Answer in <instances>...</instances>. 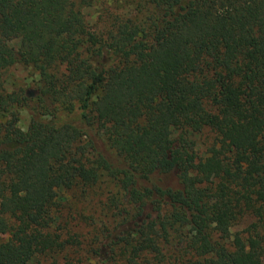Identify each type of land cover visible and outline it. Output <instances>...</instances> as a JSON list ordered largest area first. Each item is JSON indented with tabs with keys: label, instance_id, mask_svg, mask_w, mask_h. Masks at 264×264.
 Instances as JSON below:
<instances>
[{
	"label": "trees",
	"instance_id": "obj_1",
	"mask_svg": "<svg viewBox=\"0 0 264 264\" xmlns=\"http://www.w3.org/2000/svg\"><path fill=\"white\" fill-rule=\"evenodd\" d=\"M105 179L109 264H264V0H0V264L101 256L58 193Z\"/></svg>",
	"mask_w": 264,
	"mask_h": 264
},
{
	"label": "rangeland",
	"instance_id": "obj_2",
	"mask_svg": "<svg viewBox=\"0 0 264 264\" xmlns=\"http://www.w3.org/2000/svg\"><path fill=\"white\" fill-rule=\"evenodd\" d=\"M78 2V0H72ZM116 11L119 13L125 14L128 13L131 9L121 4ZM83 13L86 17L87 22L90 26L101 25L99 21V9L97 8H85ZM19 42H15L14 46L19 47ZM2 79L6 83V87L9 91L17 88H24L29 94H34L33 90L36 87V80L38 77L31 68L16 65L7 70ZM35 96V94L33 95ZM30 113L29 111L23 110L20 111L16 116V124L19 128L27 130L30 125ZM196 142L198 143L197 152L199 156L205 155V147L202 145L204 141V136L195 137ZM101 147H104V143L98 142ZM103 144V145H102ZM104 152H106L103 149ZM108 157L114 156L110 154V151L106 153ZM91 194L88 197L81 195L80 191L72 192H63L59 191L58 199L62 203L65 209V216H70V225L73 228V232L82 237L84 244H90L93 241L94 236V226L103 227L104 224L110 226L112 235L110 238L102 240L101 243L97 244L95 248L99 249L101 256L95 257L87 264H109L106 259L108 257L109 248L107 247L108 243L118 235L124 229L118 228L114 231V225H117L114 219L111 218L112 211L108 209L110 206V199L116 196L115 185L107 181L106 179L102 181L101 184L91 190ZM116 212V211H114ZM74 215V217H73ZM72 216V218H71ZM72 219V220H71ZM114 226V227H112ZM131 227V225H130ZM239 227L238 229H242ZM70 254V253H68ZM71 256V255H69ZM73 256V255H72ZM61 258L57 260L56 256H47L40 259L39 264H64ZM37 264V263H36Z\"/></svg>",
	"mask_w": 264,
	"mask_h": 264
}]
</instances>
